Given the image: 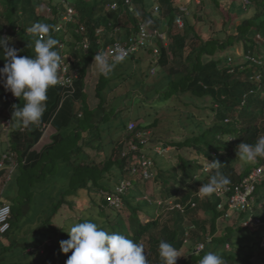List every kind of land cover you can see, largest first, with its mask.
Here are the masks:
<instances>
[{
  "label": "trees",
  "instance_id": "obj_1",
  "mask_svg": "<svg viewBox=\"0 0 264 264\" xmlns=\"http://www.w3.org/2000/svg\"><path fill=\"white\" fill-rule=\"evenodd\" d=\"M43 1L54 14L53 19L47 23L50 26L49 34L57 39L58 44L63 42L69 50L72 49L71 53L65 50V54L70 66L77 69L78 78L74 81L73 94H66L59 84L50 87L47 91L46 110L41 120L27 127L18 123L15 118L12 120L14 107H22L23 98L11 100L12 93L6 91L3 81H0V118L9 120L8 126L4 125L6 140L0 141L3 145L0 159L3 154L8 153L12 154L16 163L12 173L8 172L10 180H7L5 186L7 183L10 184L11 192L13 194L14 190L17 192L15 195L17 199L24 194L26 197L22 204H19L16 198L12 204L0 198L2 202L11 206V227L4 238L9 233L12 234V223L16 221L21 211L26 210V206L29 205L27 202H31L33 196L32 191L43 190L46 187L39 184L40 180L45 179V176L53 171V175L58 176L60 181L56 184L58 191L54 200L57 198V203L47 219L49 222L65 206L79 216L77 223L90 220L107 232H119L143 244L149 264H162L158 254L161 240L171 243L179 252L188 240L196 241L195 244L199 241L204 243L203 248L198 250L195 249V244L192 245L188 249L187 259L182 264H199L207 252L221 255L226 264H253L251 259L255 255H258L261 264H264V247L261 243L264 233L257 229L258 234H253L250 231L255 227L251 224L242 225L247 220L248 213L264 224V180L258 182L261 184H256L250 209L229 211L227 216L225 210L218 209L219 199L215 194L201 199L197 194L201 184L208 183L216 172V169L208 167L213 160L221 163L219 171L228 177L231 183L247 175L252 168L241 171L236 168L240 160L237 156L238 146L241 142L254 144L259 137L264 136V0H242L243 4L234 0H221L230 9V13L234 11L237 14L240 21L236 24L230 16L229 19H225L218 14L216 18L220 19V29L207 40L202 39L192 24L191 19L195 17V12L190 4L193 0H180V3H177V0H0V36L11 39L10 46L19 50L18 56L34 58L36 55L34 51L36 36L28 29L38 24V8ZM214 1L216 4L219 3V0ZM111 3H116L117 8L111 9ZM181 3L190 6L181 12L179 10ZM156 4L160 7L157 12L154 11ZM67 5L72 7L73 14L70 21L63 22L61 15L66 12ZM130 7L133 8L132 11H129ZM179 14L182 15L184 22L182 27L176 22ZM130 15H134V18H130ZM231 15L233 16V13ZM124 16L129 23L121 30V17ZM150 19L153 22L152 29L165 32L168 40H172L175 45L172 53L176 49L192 48L193 40H190L192 35L190 36L189 31L194 32L193 38L195 43L197 39L198 44L195 45L198 46L192 48L185 60H182L180 67H173L172 74L166 75V78L155 84L157 93L153 103L155 109L164 107L166 110L176 111L178 115L155 118L148 125L143 122L135 124L134 130L124 135L131 121H128V124L127 122L121 124V120L126 112L130 119L131 107L125 105V108L119 107V100L124 104L121 96L108 99V93L111 88L116 89L117 82L110 76L99 75L95 85L98 103L91 107L87 102L85 77L88 67L101 47L117 38L126 41L137 31L138 21ZM61 23L64 28L58 29ZM198 23H202L200 27L205 25L204 21ZM100 28H103L101 33L97 32ZM174 28L177 33H172ZM112 31L113 35L109 37ZM84 38L89 42L87 50L80 45ZM156 39V46L160 49L159 65L164 68L169 63L168 53L162 40ZM58 44L55 50L59 53ZM3 58L4 53L0 50V68L5 64ZM129 58L134 60L135 55ZM128 77V73L124 74L118 70L116 78L122 81ZM153 95L149 94V97L152 98ZM186 97L209 98L204 108L196 107L197 111L190 109L189 112L185 110L183 119L189 122L188 126L184 125L183 119L181 120L182 106L179 105L181 101L185 108H190V103L183 102ZM140 101L144 99H137L136 103ZM195 119L201 122L196 123ZM161 121H164V124L160 129L166 133L173 131L174 136L157 135L158 124ZM15 122L18 124L15 125ZM44 124H51L56 132L51 135L48 145L39 153H34L31 149L42 137L45 131ZM148 127L154 130L153 137L151 132L147 131ZM115 131L118 133L116 140L114 138L116 133L113 134ZM103 135L112 138L113 142L109 140V144H113L112 149L107 153L104 150L103 159L93 160L89 148L93 149L96 141L98 147H101ZM130 141L137 145V150L125 157L127 154L123 156V150ZM153 144L155 151L156 147H175L174 153L178 161L172 170L161 167L155 171L154 161L148 153H144L145 158H149L151 162L149 168L153 169L150 173L156 185L154 192H159L155 187L165 192L158 193L163 202L160 205L157 201H148L143 197L145 187L147 188L146 182L133 185L131 180L132 178L136 180L135 182L146 181L142 176H137V173L133 174L130 165L138 164L137 154L150 150ZM163 152L167 153L166 150ZM8 165L9 162L6 161L5 166L0 169V178L7 173ZM45 166L50 168L46 169ZM40 168H44L42 172H34ZM115 169L122 172L123 178H119L113 186H107L104 180L112 175ZM130 174L137 177L133 178ZM167 177L170 178L168 183L164 182ZM123 179L129 180L131 184L121 194L119 205H110L105 191L112 194L115 186ZM93 190L96 194L103 191L99 195L100 201L93 198ZM3 191L4 189L0 193L1 197ZM81 198H88L89 204L92 203L97 212L94 214L92 210L87 209L88 216L82 217L81 207L84 206ZM192 201L196 202L195 208H191L189 204ZM168 202L172 203L173 208L169 210L167 218L161 217L157 209L161 210V205L164 206ZM175 204H180L182 210L176 208ZM108 208H114L115 212L108 214ZM198 212L206 215L210 228L206 226V218L201 221L195 220ZM236 213H245L246 218L239 221L236 219ZM141 214L146 216V220H143ZM220 218H226L233 225L219 231L217 221L220 222ZM187 220L195 225V229L188 228ZM242 226L249 228L244 238L238 235ZM232 230L238 231L235 234V241L231 234ZM61 234L65 238V233ZM209 236L210 240H207ZM2 241L0 254L14 246ZM226 244H229L228 249L224 248ZM23 248L27 250V245L23 244ZM53 252L55 251H50ZM70 252L71 250L59 258L62 264H66V260L72 254ZM9 264L28 262L18 258ZM34 264H37V261Z\"/></svg>",
  "mask_w": 264,
  "mask_h": 264
},
{
  "label": "rangeland",
  "instance_id": "obj_2",
  "mask_svg": "<svg viewBox=\"0 0 264 264\" xmlns=\"http://www.w3.org/2000/svg\"><path fill=\"white\" fill-rule=\"evenodd\" d=\"M47 1V0H46ZM235 2H241L242 0H234ZM44 2V1H43ZM244 2V1H243ZM177 3H180V0H177ZM241 4H243L241 2ZM192 5L193 8V12H195V17H193L191 19L192 24L195 25V30L196 32H198V34L202 37L203 40H207L208 38H210L211 36H214L217 34V31L220 29V19L216 18L218 14H221L223 16V18L225 19H229L232 18L233 20H235V23H239L240 18L238 19L237 14L233 11L231 13H233V16L230 13V9L225 5V3H223V1L219 0V3L216 4L214 0H193V2L190 4ZM190 5H184L183 3H181V5L179 6V9H183L185 10L187 6ZM242 6V5H241ZM48 4H45V2L43 4L40 5V7L38 8V23L40 24H47L48 20L53 19L54 14H52V11H50V9L48 8ZM235 17H237L235 19ZM130 18H134V15H130ZM142 21V20H141ZM199 21H204V27H200L202 26V23H198ZM140 21L137 22V24ZM126 23L128 24L129 22H127L125 16L121 17V30L124 28V25H126ZM180 26H182V24H184L183 20H180V22L178 23ZM130 26V25H129ZM160 33L157 34L158 32L156 30H153L152 33L154 34V38L151 40V42H147V47L145 49H140L138 51V53L135 55V59L132 60L130 58H126L122 63H119L116 65V67L114 68L113 72L109 75L110 78H112V80L114 82H117V87L116 89L111 88V91L108 93V99L115 97V96H121L124 100V104H121V101H118V105L120 108H123L124 105L125 107H128L130 109V119H128V114L127 112L124 113V117L121 120V124L124 122L131 121L135 124L138 123H145L146 125H148L149 123L153 122V120L155 118H160V117H174L175 115H178V113L174 110H166L164 107L162 109H160L161 107H157V110L154 107V102L155 99L157 98V93L155 91V84L156 82L160 81L162 78H166V75L172 74L173 71V67H180V65L183 63V61L185 60V57L190 53V51L192 50L193 47H197L198 45H195L197 43V39H196V43L195 40L193 38L194 32L192 33V31H189L190 34V40L192 42V48L188 47L187 49H176L173 53H172V49L175 48V45L172 43V40H168L167 38V34L163 31H159ZM117 33V30L116 32ZM114 33V34H115ZM172 33H177L176 28H174L172 30ZM112 34V33H110ZM116 36V35H114ZM156 37L162 39V44L166 47L167 53H168V65H166L164 68L161 67L160 64V58H159V47L156 46L157 44V39ZM190 44V43H189ZM198 44V43H197ZM154 46V47H153ZM144 48V47H143ZM191 48V49H190ZM66 51L69 53L72 52V49L69 50V47L66 45ZM158 51V52H157ZM157 52V53H156ZM157 55V56H156ZM183 60V61H182ZM94 62V61H93ZM93 62L91 63L90 67H88V71L85 77V82H86V86H85V90H86V94H87V102L91 107H94L97 105L98 103V99L95 96V85L98 81L99 78V72L96 69V66L93 64ZM118 70L122 73H128L129 77L126 78L125 80H120L119 78H116V76L118 75ZM114 89V90H113ZM113 90V91H112ZM153 91V92H152ZM154 94L153 97H149V94ZM143 100L144 101H140L136 103V100ZM209 101V98L205 97V98H193L190 99L189 97L184 98L183 102L186 103H190V108H185L183 106V103L180 101V104L182 106L181 108V120L184 118L185 116V110L187 112L191 110L197 111L198 107L200 108H204V106H207V103ZM145 105V106H144ZM109 107V106H108ZM124 107V108H125ZM184 108V109H183ZM199 111V110H198ZM208 111V110H207ZM7 112V111H6ZM208 113V112H207ZM138 115V116H137ZM128 119V120H127ZM9 120L8 119H0V141L6 140L5 137V132L6 129H3V125L8 126ZM184 125L188 126L189 122L188 121H184ZM195 122H201L198 119H195ZM204 123H206V121H204ZM164 124V121H161L158 124V130H157V135H166V136H174L175 133L173 131H169V133H166V131L160 129V126ZM128 126V125H127ZM204 127H206L204 125ZM147 131L150 133L151 132V137H153V132L154 130L150 127L147 128ZM129 131L126 130L124 131V135H128ZM187 133H189L188 131H186ZM116 131L113 133L115 134ZM50 135H51V129H46L45 130V134L44 136H42V138L40 139L39 143V147L42 146L44 144V142L46 141H50ZM104 138L102 140V145L101 147H98L97 143L98 141H96L93 146V149L89 148L90 154L91 156L94 158L93 160H97L99 161V159H103V153L104 150H106L107 152H110L112 149L113 144H109V140L112 138L108 137L107 135H103ZM118 133H116L114 135L115 140L117 139ZM107 137V138H105ZM104 142H105V147H104ZM2 144H0L1 146ZM154 144L151 146L150 150H147L143 153H139L137 154L138 157L136 158L138 161L137 163H139L140 167H138V174L137 176H144V167L142 166V164L140 163V161H148L147 158H145L144 153H148L149 157L154 161L155 166H154V170L158 171L159 168L161 167H166L169 170H172V168L174 169V165L177 164V159H176V154L174 153L175 151V147L173 146H168L166 148L164 147H156V150L153 149ZM87 148V147H86ZM186 148V147H185ZM184 148V149H185ZM166 150L167 153H164L163 151ZM164 153V154H163ZM158 154V155H157ZM129 159L131 160V158L129 157ZM259 159V158H258ZM257 159V161H258ZM257 161L255 163H245L241 160H238L237 164H236V168L238 169V171L241 170H245L246 168H253L255 166V164L257 163ZM137 165V164H135ZM50 168V166H45L46 169ZM44 168H40V169H36L34 172L35 173H40L42 172ZM153 169H148L149 173L153 171ZM12 170L11 168H8L7 173H5L1 178H0V193L3 189V187L5 186L7 180H10V175H9V171ZM174 171V170H173ZM53 171L49 174H47L45 176V179L40 180L39 184L41 185H46L45 188H43V190H36V191H32L33 196L31 198V202H27L29 205L26 206V210L25 211H21L18 215V218L16 219V221H14L12 223L13 225V231L12 234L9 233V235H7L4 240L2 241V243H11L14 244L13 247L5 250L3 253L0 254V263L1 264H9L10 261L14 262L17 261L18 258H21L22 260L28 262V264H34V262L37 261V264H62L63 262H60L58 257H56L55 255L50 256V251H59L60 257L64 254L61 251L60 248V241L61 240H67L69 239V235L66 232L73 224L77 223V219L79 218V216L76 214V212H70L67 207H62L61 211L58 212L56 214V216L49 221H47L49 215L51 214V211L54 207V205L57 203V198L56 200H54V197H56V194L58 191V187L56 186V184H58V182L60 181V178L58 176L53 175ZM169 175V173H168ZM130 176H132L133 178H136V175L130 174ZM119 178H123L122 177V172H118V170H114V173L112 175H109V177L105 178V183L107 184V186H113L115 184V182L119 179ZM154 177H151V175L149 176H144V180L146 181H137L135 179H132L133 185L135 184H143L146 182L147 184V188L145 187V191L143 194V197L145 199H147L148 201H158L161 200L162 198L160 197V195L158 194L159 192L162 194H165V192L161 189H159V187H155L157 190H159V192H154V186H156L153 182ZM164 182L168 183L170 182V178L167 177V180H165ZM154 184V185H153ZM261 183H258L257 185H259ZM10 184L7 183V185L4 188L3 191V195L0 198H2L3 200L9 202V203H13L14 198H16L17 202L19 204H22L23 201L26 199L25 194L21 195L18 199H17V192L14 190V194L13 192H11ZM57 187V188H56ZM40 188V187H39ZM103 192V191H102ZM100 194H96V191H92L93 194V198H95L96 200L100 201ZM106 194H109V191H105ZM158 194V195H157ZM82 205L84 207L82 208V217H87L88 216V212L86 211L87 209L92 210L94 212V214L97 212V210L95 211V207L92 205V203L89 204V199L88 198H81ZM169 204V203H168ZM161 205V210L157 209V213H159V215L161 217L167 218V216L169 215V210L172 208L173 205ZM87 206V208L85 209V207ZM255 210V207H253ZM108 214L110 212L114 213L115 209L114 208H108L107 209ZM155 212V211H153ZM235 215V214H233ZM237 215V220L242 221L243 218H246V214H239L236 213ZM141 217L143 218V220H146V216L144 214H141ZM252 217V214L248 213V217L246 219H250ZM205 218L204 215H202V213L198 212V215L195 216V220L197 221H201ZM220 222L217 226L218 230H223L224 228H226L227 226H232L233 223L231 224V222H229L226 218H220ZM207 224L206 226H208V228H210L209 226V222L208 220L206 221ZM62 225L63 229L60 228L57 225ZM235 224V223H234ZM251 224V226L255 227L253 228L250 232L251 233H257L256 230L257 229H261L262 232L264 233V224L261 220L259 219H254V216L252 218L251 221H245L244 224L242 225H248ZM242 226L239 229L238 235L242 236L243 238L246 237V231L247 227ZM260 227V228H259ZM65 233V238L62 237L61 233ZM236 230H232L231 234L233 235V241H235L236 239V235L237 234ZM258 234V233H257ZM263 239L264 236L261 240V243H263ZM198 241V240H197ZM196 241H187L185 243V245L181 248L180 250V254L182 256L177 258V264H182L184 260L187 259L188 257V249L195 244ZM201 242V241H199ZM1 243V244H2ZM23 244L27 245V250L25 248H23ZM197 245L198 243L195 244V249L197 250ZM249 245L251 246L250 242ZM51 247V248H50ZM2 246L0 245V250H1ZM71 253V252H70ZM13 254H15V257L13 258ZM253 264H261L258 255L253 256V258L251 259ZM16 263V262H15ZM197 264V263H196Z\"/></svg>",
  "mask_w": 264,
  "mask_h": 264
},
{
  "label": "clouds",
  "instance_id": "obj_3",
  "mask_svg": "<svg viewBox=\"0 0 264 264\" xmlns=\"http://www.w3.org/2000/svg\"><path fill=\"white\" fill-rule=\"evenodd\" d=\"M100 29L99 33L103 31V28ZM28 31L36 36L34 58L18 56L19 50L10 46L11 39L0 36V50L5 57L3 58L5 64L0 68V81H3L5 90L10 91L14 97L19 100L23 98V106L14 107L12 120L15 118L24 127L41 120L46 110L47 91L60 82L58 73L62 64V57L55 50L58 41L49 34V25L38 23ZM126 57L127 52L119 48L111 58L108 53L98 51L94 56L93 64L99 74L108 77L116 65L122 63ZM237 156L241 161L249 164L255 163L258 158H264V136L259 137L254 144L241 142ZM258 161L250 171L256 167ZM220 164L213 160L208 165L209 168L216 169V172L208 183H202L199 187L197 194L200 199L226 190L231 183L230 179L219 171ZM195 178L198 179L196 176ZM220 202L221 199L218 200V204ZM189 204L191 208L196 207L195 201ZM57 226L63 229L62 225ZM66 232L69 239L59 242L63 253L72 251L66 264H149L143 244L119 232H107L90 220L75 223ZM158 254L162 264H177V258L182 256L176 247L164 240L159 242ZM199 264H226V261L215 252H207L200 259Z\"/></svg>",
  "mask_w": 264,
  "mask_h": 264
},
{
  "label": "built area",
  "instance_id": "obj_4",
  "mask_svg": "<svg viewBox=\"0 0 264 264\" xmlns=\"http://www.w3.org/2000/svg\"><path fill=\"white\" fill-rule=\"evenodd\" d=\"M111 9H116L117 4L111 3L110 4ZM160 7L158 4L154 6V11H159ZM66 12H64L61 15V20L63 22H68L72 18L73 9L71 6L65 7ZM133 8L130 7L129 11H132ZM181 12H184L187 10V7L185 10L179 9ZM183 15V13H182ZM182 15L179 14L177 16L176 22L177 24L180 22V20H183ZM151 24H153L152 20L149 21H140L138 23L137 31L134 35H130L129 38L126 41L117 39L107 45H104L101 47L98 51L108 53L110 58L111 55L117 50V48L125 50L127 52V57L134 56L138 53L140 49L146 48L147 42H151V40L154 38V34L152 33ZM179 27H182L178 24ZM59 28H64L63 24H59ZM101 29H98L97 32H100ZM157 31V30H156ZM158 32V31H157ZM158 32L157 34H159ZM158 38V37H156ZM160 39V38H159ZM162 40V39H161ZM80 45L83 49L87 50L89 48V42L86 38H84ZM147 45V46H146ZM65 44L63 42H59L58 48H59V54L62 57V64L60 71L58 73L59 76V86H62L64 89V92L66 94H73L75 90L74 81L78 78V71L75 68H72L70 66V61L67 58V55L65 54ZM146 46V47H145ZM154 47V46H153ZM158 52V51H157ZM156 52V53H157ZM157 56V55H156ZM13 95H11L10 99H15ZM135 128V123L129 122L128 124V131H133ZM142 141H145V139H142ZM160 148V147H159ZM137 150V145L130 141L129 145L123 150V156L126 155L127 157L131 152H135ZM148 160V159H147ZM6 161L9 162L8 168L13 169L16 165L14 159L12 158V154H3L0 159V168L5 166ZM138 161V160H137ZM142 166L145 168L143 173L144 176H149L151 173H149L148 169L150 166V161H140ZM138 167H140L139 163L137 165L131 164L130 169L131 172L138 174ZM11 172V170H10ZM144 176H142L144 178ZM264 180V158H260L258 161V164L256 167L250 171L247 175L242 177L239 181L235 183H230L227 186L226 190H221L218 193H214L219 199H221V202L218 204L219 210H225L226 216L228 215L229 211H245L251 208V200L253 199L252 195L255 190L256 184L260 181ZM129 180H121L114 188V191L112 194H106V198L108 199V202L110 205L118 206L121 200V194L125 192V190L130 185ZM194 205V204H192ZM176 208H179L182 210V206L180 204L175 205ZM252 217L250 219H247L246 221H251ZM11 227V206L8 203L2 202L0 200V241L3 240L4 235L10 230ZM190 229H195V225L191 224L189 226ZM207 240H210L208 238ZM204 246V243L199 242L197 245V250L202 249ZM262 246L264 247V239ZM72 253V251H71Z\"/></svg>",
  "mask_w": 264,
  "mask_h": 264
},
{
  "label": "crops",
  "instance_id": "obj_5",
  "mask_svg": "<svg viewBox=\"0 0 264 264\" xmlns=\"http://www.w3.org/2000/svg\"><path fill=\"white\" fill-rule=\"evenodd\" d=\"M91 65V64H90ZM90 67V66H89ZM1 119V118H0ZM1 120H3V119H1ZM15 125H17L18 123H14ZM45 125V124H44ZM4 126V125H3ZM4 129H6L5 127H3ZM51 129V135L53 134V133H55L56 132V130L54 129V127L51 125V124H46L45 125V130L46 129ZM44 134H45V131H44V133H43V135L42 136H44ZM51 135H50V139H51ZM42 138V137H41ZM40 138V139H41ZM4 141V140H3ZM40 141V140H39ZM38 141V142H39ZM51 141V140H50ZM50 141H46V142H44V144L42 145V146H38L39 145V143L37 142L33 147H32V149H31V151H33L34 153H39L46 145H48L49 144V142ZM3 148V145H1L0 146V150ZM3 167H1L0 169H2ZM6 169H8V167H6ZM10 179V178H9ZM3 189H4V187H3ZM3 193V192H2ZM157 203L160 205V204H162L163 202H162V200H158L157 201ZM169 204L168 205H172V203H170V202H168ZM201 213V212H200ZM202 215H204L205 216V218L208 220V218L206 217V215L204 214V213H202ZM209 222V221H208ZM186 223H187V226H188V228H189V226L192 224L191 223V221L190 220H187L186 221ZM218 224H219V221H217V226H218ZM190 229V228H189ZM264 236V235H263ZM224 248L225 249H228L229 248V244H226L225 246H224ZM52 255H55L56 257H58V259L60 258V254H59V251L57 252V251H55V252H53V253H50V256H52ZM60 261V260H59Z\"/></svg>",
  "mask_w": 264,
  "mask_h": 264
}]
</instances>
